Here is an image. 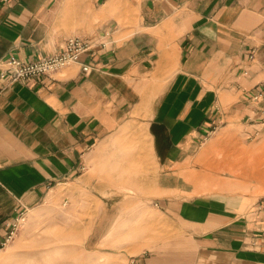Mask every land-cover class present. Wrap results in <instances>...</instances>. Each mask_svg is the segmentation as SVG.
Returning a JSON list of instances; mask_svg holds the SVG:
<instances>
[{"label": "crops", "instance_id": "obj_1", "mask_svg": "<svg viewBox=\"0 0 264 264\" xmlns=\"http://www.w3.org/2000/svg\"><path fill=\"white\" fill-rule=\"evenodd\" d=\"M124 9L135 14L130 29L117 18ZM263 10L264 0L0 1V62L61 50L75 34L65 25L84 24L75 11L105 26L96 35L109 32L80 62L0 88V243L18 212L83 181L105 155L135 166L140 139L160 170L157 190L172 193L155 205L188 242L133 264H264V222L197 195L202 141L263 124Z\"/></svg>", "mask_w": 264, "mask_h": 264}, {"label": "rangeland", "instance_id": "obj_2", "mask_svg": "<svg viewBox=\"0 0 264 264\" xmlns=\"http://www.w3.org/2000/svg\"><path fill=\"white\" fill-rule=\"evenodd\" d=\"M75 13L84 24L65 25L66 30L91 38L102 35L96 34L105 26L97 19L88 21L86 16L92 17L88 11ZM134 17L133 11L125 9L117 16L120 26L128 23L127 29ZM137 144L136 167L129 168L124 154H107L86 170L84 184L82 177L59 184L29 207L12 233L4 235L0 264H54L58 259L52 252L44 260L35 254L54 247L76 248L72 264H133L136 259L184 247L188 235L155 205L157 198L172 193L157 190L160 170L146 153V143L139 139ZM263 155L264 124L256 129L219 128L197 148V195L233 200L239 205L237 211L244 213L264 200V183L240 173Z\"/></svg>", "mask_w": 264, "mask_h": 264}, {"label": "built area", "instance_id": "obj_3", "mask_svg": "<svg viewBox=\"0 0 264 264\" xmlns=\"http://www.w3.org/2000/svg\"><path fill=\"white\" fill-rule=\"evenodd\" d=\"M0 1L6 2L8 0ZM108 35V31L96 38L76 34L70 35L65 39L61 50L49 55L40 56L36 59L23 60L10 55L0 62V82L2 85L0 88L15 82L48 76L60 71L73 62H80L81 56L85 53L92 52L99 46L104 47L105 38ZM91 69L90 65L81 64V71L83 73L86 74L90 72ZM261 122L264 124V116ZM249 212L250 215L264 222V200H259L254 203L253 206L250 207ZM24 213V211L18 212L10 223L9 233H12V230L19 223V220L23 219Z\"/></svg>", "mask_w": 264, "mask_h": 264}, {"label": "bare ground", "instance_id": "obj_4", "mask_svg": "<svg viewBox=\"0 0 264 264\" xmlns=\"http://www.w3.org/2000/svg\"><path fill=\"white\" fill-rule=\"evenodd\" d=\"M125 172H123V173H125ZM126 174L128 175V173H126ZM240 174L248 176V178L252 177L257 182L264 183V155L258 156V157L256 156L253 159L252 163L245 170H243ZM130 175H132V174H130ZM49 252H52L54 258L58 259L54 264H72L71 260H73V258L77 254L76 248H73V247H70L68 250H63V249L58 248V247H54V248L48 249V250H47V248H44V249L37 250L35 252V254L44 260L45 256Z\"/></svg>", "mask_w": 264, "mask_h": 264}]
</instances>
